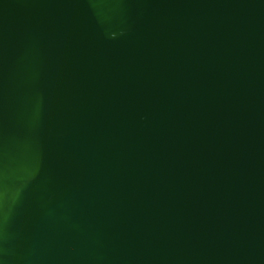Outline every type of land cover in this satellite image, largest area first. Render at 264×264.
I'll list each match as a JSON object with an SVG mask.
<instances>
[{
	"label": "water",
	"instance_id": "1",
	"mask_svg": "<svg viewBox=\"0 0 264 264\" xmlns=\"http://www.w3.org/2000/svg\"><path fill=\"white\" fill-rule=\"evenodd\" d=\"M0 264H264V0H0Z\"/></svg>",
	"mask_w": 264,
	"mask_h": 264
}]
</instances>
